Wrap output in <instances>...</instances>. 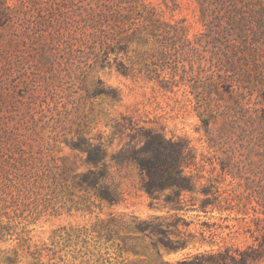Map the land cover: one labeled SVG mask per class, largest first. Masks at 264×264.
Listing matches in <instances>:
<instances>
[{
  "label": "rangeland",
  "instance_id": "rangeland-1",
  "mask_svg": "<svg viewBox=\"0 0 264 264\" xmlns=\"http://www.w3.org/2000/svg\"><path fill=\"white\" fill-rule=\"evenodd\" d=\"M20 1H5L10 9L19 6V19L12 29L0 32V146L3 153L8 149L4 156L14 151V158L26 163L32 176L26 183L30 198L26 203H33L26 207L25 240L1 243L0 264H109L108 258L133 264L143 259L116 257L113 249L104 248L98 261L96 256L82 258V244L74 247V240L67 243L63 238L68 230H90L110 215L169 216L160 211L161 201L151 206L139 190L137 166L114 159L125 150L131 132L119 131L118 123L186 140L195 157L188 171L197 187L186 197H195L196 207L205 198L202 189L215 199L216 206H208L206 214L179 215L188 224L179 230L190 234L193 242L182 251L163 252L162 262L179 264L209 250L257 248L255 239L264 232L263 59L255 68L248 66L249 89L242 97L232 98L220 89V101L200 102L197 94L207 68L204 57L209 56L204 48L193 54L168 35V58L150 59L153 38L120 30L111 36L108 58L97 59L99 37L80 38L61 27L69 8L49 11L44 4L27 8L26 1ZM145 2L158 7L170 24L184 19L188 39L203 32L196 0ZM81 137L106 149L104 182L120 194L118 204L100 202L74 179L90 168L86 155L75 146ZM30 207H36L37 214L27 217ZM55 242L59 243L54 247ZM136 245L146 246L141 241ZM86 248L92 250L88 244Z\"/></svg>",
  "mask_w": 264,
  "mask_h": 264
},
{
  "label": "trees",
  "instance_id": "trees-1",
  "mask_svg": "<svg viewBox=\"0 0 264 264\" xmlns=\"http://www.w3.org/2000/svg\"><path fill=\"white\" fill-rule=\"evenodd\" d=\"M5 1L0 0V32L12 29L19 19V6L10 9ZM23 1L27 8L41 4L49 7V11L53 7L69 8L71 11L66 10L67 14L62 16L61 27L73 30L80 38L99 37L102 45L100 57L99 54L95 56L97 59L108 58L113 50L111 36L122 33L120 30L131 31V36L153 38L154 47L148 52L150 59H167L165 43L172 37L181 40L193 54L209 53L208 57L203 56L207 68L197 94L200 102L207 98L220 101L223 95L220 89L232 98L242 97L244 90L249 89V78L245 75L252 70L248 66L255 68L261 59L264 63V0H196L203 32L194 39L187 38L184 19L170 24L162 19L158 7L145 0H21L20 3ZM56 16V20H60V15ZM200 47L204 48L202 52ZM122 119L128 121L125 116ZM203 123L205 127L209 124L205 119ZM131 124L117 125L119 131L129 129L131 132L125 150L114 154V159L116 162L129 160L137 166L139 190L148 196L151 206L161 201L160 211L169 216L141 219L135 215H110L106 220H97L90 230H68L63 238L67 243L74 240V247L78 242L82 244L83 251L79 250L82 258L96 256L98 261L104 248L113 249L116 257L127 254L143 258L133 264H166L162 262L163 252L176 253L193 242L190 234L179 230L182 224L188 225L179 215L190 211L206 214L208 206H216L215 199L210 200L208 192L202 189L205 198L196 207L197 199L186 197L197 191L194 177L188 171L194 165L195 157L186 140L166 137L153 128L137 129ZM75 146L86 155L85 162L90 166L87 172L74 176V179L78 178V186L91 190L92 196L100 202L118 204L120 194L104 182L106 149L82 137ZM3 151L4 147L0 146V244L25 240L22 235L26 232V207L33 203H26L30 199L26 196V183L32 179L26 171V163L14 158V151H9L7 157L4 155L8 149L6 153ZM35 179L37 177H33ZM32 186L35 188L34 184ZM36 210V207H30L27 217L37 214ZM255 240L257 248L203 251L179 264H261L264 232ZM138 241L145 243L144 249L136 245ZM55 243L54 247L59 242ZM87 244L91 251L86 248ZM55 254L53 251L50 260ZM105 254L108 255V251ZM59 261H63L62 258ZM105 262L117 264L109 258Z\"/></svg>",
  "mask_w": 264,
  "mask_h": 264
}]
</instances>
